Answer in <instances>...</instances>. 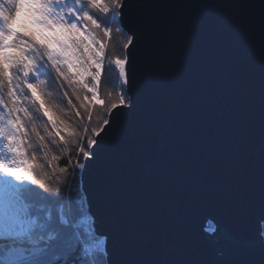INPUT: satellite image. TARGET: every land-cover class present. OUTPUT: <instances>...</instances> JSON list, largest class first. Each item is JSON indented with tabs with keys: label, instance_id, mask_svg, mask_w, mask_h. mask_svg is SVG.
<instances>
[{
	"label": "water",
	"instance_id": "95a60500",
	"mask_svg": "<svg viewBox=\"0 0 264 264\" xmlns=\"http://www.w3.org/2000/svg\"><path fill=\"white\" fill-rule=\"evenodd\" d=\"M122 23L141 31L124 117L135 131L107 200L96 164L81 173L95 226L125 264H226L241 259L225 243L235 232L261 264L264 0H132ZM148 46L159 60L146 91Z\"/></svg>",
	"mask_w": 264,
	"mask_h": 264
},
{
	"label": "snow or ice",
	"instance_id": "6c2138e0",
	"mask_svg": "<svg viewBox=\"0 0 264 264\" xmlns=\"http://www.w3.org/2000/svg\"><path fill=\"white\" fill-rule=\"evenodd\" d=\"M10 2L14 12L6 11L5 6L0 4V110L7 113L6 117L0 116V144L11 156V159L5 160L0 154V264H125L121 248L110 249L109 234L100 232L95 226V219L89 214L87 197L81 198L77 208L68 203L67 213L61 204L57 210L58 221L53 218V203L60 204L59 200L53 202L48 197L29 199L26 193L34 190L26 182L56 194L60 189L46 188L35 177L33 166L22 157L23 145L28 144L26 122L32 119L27 106L30 102L47 117L55 136L59 138L58 146H62V154L53 155L52 160L57 161L59 166V161L64 156L68 157L60 171L67 173L71 169L72 180L75 181L78 174L94 162L99 171V193L105 200L110 197L135 131L124 119L125 114L132 113L135 108L129 91L131 82L137 76L132 49L137 47L141 36L140 30L126 29L122 23L132 0ZM95 10L110 16L117 31L127 33L123 58L114 61L122 81L119 104L102 100L97 95L107 53L106 44L97 40L93 32L102 30L107 38L111 27L93 14ZM142 27L141 22L138 29ZM158 60V50L154 46L146 47L143 57L146 91L157 82ZM53 73L61 88L65 84L83 85L91 93V100L103 110L91 129L85 126L79 132L73 128L65 135L53 119L42 89L46 81L41 79L51 78ZM86 76L91 79V87L84 79ZM64 97L74 107L67 90ZM88 99L86 96L85 100ZM75 115L81 117L78 109ZM91 118V109H88L89 122ZM32 131L36 132V129L33 127ZM36 135L42 142L41 146L48 148L49 145L43 143L45 136L38 132ZM48 135L51 136L52 132ZM53 143H57L55 139ZM28 147L32 145L28 144ZM48 164L51 166V161ZM63 199L68 200L67 197ZM69 214L73 217L71 222L67 219ZM255 230L260 240L261 264H264V216L258 218ZM206 235L216 236L215 233ZM225 243L235 256L241 257L226 261V264H250L245 259L251 253L250 240L246 235L229 233Z\"/></svg>",
	"mask_w": 264,
	"mask_h": 264
},
{
	"label": "trees",
	"instance_id": "16d2710c",
	"mask_svg": "<svg viewBox=\"0 0 264 264\" xmlns=\"http://www.w3.org/2000/svg\"><path fill=\"white\" fill-rule=\"evenodd\" d=\"M93 14L104 21L106 26L111 27L110 36L107 38L104 37L102 30L93 32L97 40L106 44L107 53L101 68V78L97 95L102 100H110V102L119 104L120 84H122V82L119 79V73L114 65L113 59L115 57H123V44L126 42L127 33L117 31L110 16H106L98 10L93 11ZM41 79L46 81V83L42 85L46 106L49 107L53 119L56 120L58 126L64 130L65 135H68L73 128L82 132L85 126L91 129L96 125L97 119L103 110L96 101L91 100V93H89L83 85L79 83L70 86L65 84L64 87L61 88L60 83L55 79L54 73L51 78L41 77ZM84 79L89 87H91L92 82L90 77L86 76ZM65 90H67L71 96L74 107L70 106L68 100L64 97ZM86 96L89 98L88 100H85ZM77 97H79V99H77ZM27 106L31 110L32 119L26 122L28 131L26 140L32 147H28V144L23 145L24 155L22 159L29 161L33 166L35 177L42 182L43 180L39 172H42V175H45L46 179V174H44V172L48 169L47 162L51 161L50 172L47 176L49 183H43L46 188L51 190L59 188L60 192L56 194L54 191H45L40 188L39 185H31L30 182H28L29 187L34 191L26 193V195L30 200H39L40 197L51 198L53 202L59 200L61 202L60 204L53 203V218L58 221L59 215L57 210L61 204L64 205L65 212L67 213L68 203L71 204L72 208H77L81 198L85 197L82 188L81 173H79L78 178L73 181L71 169H69L67 173H62L60 171V169L66 165L68 157L64 156V158L59 161V166L57 165V161L52 160L53 155L62 154V146H58L59 138L55 136V132L52 129V125L48 123L47 117H44L42 112L37 111L38 106L32 105L30 102L27 103ZM77 109L80 111L82 118L75 115ZM88 109H91L92 113L91 122L88 120ZM61 121L64 123H61ZM33 127L36 129V132L32 131ZM37 132L45 136V141L43 143L48 144V148H43L41 146L42 142L38 140L36 135ZM49 132H52L51 136L48 135ZM53 139H55L57 143H53ZM33 156L36 157L35 160L32 159ZM81 159L83 158L81 157ZM37 165L42 167H37ZM25 167H27V165H25ZM65 197L68 198L67 201L63 199ZM67 219L71 222L73 220L72 215L69 214ZM207 227H214L211 221H208Z\"/></svg>",
	"mask_w": 264,
	"mask_h": 264
},
{
	"label": "rangeland",
	"instance_id": "374dc122",
	"mask_svg": "<svg viewBox=\"0 0 264 264\" xmlns=\"http://www.w3.org/2000/svg\"><path fill=\"white\" fill-rule=\"evenodd\" d=\"M0 4H3L4 6H5V9H6V11H11V12H14L15 11V9H14V7H13V5H12V3L10 2V0H0ZM93 36H94V34H93ZM95 37V36H94ZM96 38V37H95ZM117 58H120V57H115L114 59H113V62L117 59ZM123 58V57H122ZM121 58V59H122ZM114 65H115V63H114ZM115 67H116V69L118 70V73H119V69H118V67L115 65ZM119 79H120V76H119ZM120 81H121V79H120ZM122 82V81H121ZM121 85V84H120ZM0 116H7V113L5 112V111H3V110H0ZM0 123H2V121H0ZM0 139H2V138H0ZM0 154H2L4 157H5V160H8V159H11V156H10V154H8V153H6V151L3 149V147H2V144H0ZM48 163V162H47ZM39 171V170H38ZM49 172H50V166H49V164H48V169H46V171L44 172V174H46V179H45V175L43 176L42 175V172L40 173L39 172V174H41V177H42V180H43V182L45 183L46 182V184H47V182L49 183V180H47V176L49 175ZM45 179V180H44ZM27 184H28V182H26ZM90 214V213H89ZM90 216H91V214H90ZM92 217V216H91ZM212 223V222H211ZM213 224V223H212ZM211 228H213V227H207V229L208 230H211Z\"/></svg>",
	"mask_w": 264,
	"mask_h": 264
},
{
	"label": "bare ground",
	"instance_id": "6f19581e",
	"mask_svg": "<svg viewBox=\"0 0 264 264\" xmlns=\"http://www.w3.org/2000/svg\"><path fill=\"white\" fill-rule=\"evenodd\" d=\"M211 230H212V229H211ZM211 230H210V231H211Z\"/></svg>",
	"mask_w": 264,
	"mask_h": 264
}]
</instances>
